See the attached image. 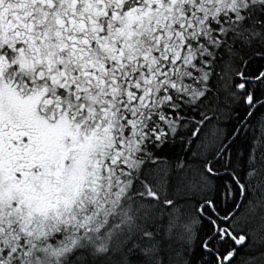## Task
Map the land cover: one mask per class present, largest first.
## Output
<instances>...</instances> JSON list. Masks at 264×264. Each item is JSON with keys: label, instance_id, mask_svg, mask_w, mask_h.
Returning a JSON list of instances; mask_svg holds the SVG:
<instances>
[{"label": "snow or ice", "instance_id": "snow-or-ice-1", "mask_svg": "<svg viewBox=\"0 0 264 264\" xmlns=\"http://www.w3.org/2000/svg\"><path fill=\"white\" fill-rule=\"evenodd\" d=\"M0 264H264V0H0Z\"/></svg>", "mask_w": 264, "mask_h": 264}]
</instances>
